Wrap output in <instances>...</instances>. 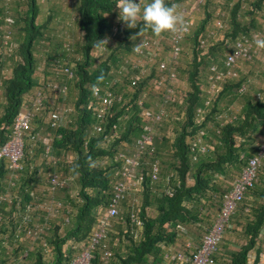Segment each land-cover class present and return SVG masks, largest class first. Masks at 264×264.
I'll use <instances>...</instances> for the list:
<instances>
[{
	"label": "trees",
	"instance_id": "1",
	"mask_svg": "<svg viewBox=\"0 0 264 264\" xmlns=\"http://www.w3.org/2000/svg\"><path fill=\"white\" fill-rule=\"evenodd\" d=\"M39 1L13 2L16 20L12 26V41L17 43L18 47L8 57L0 44V148L10 139L13 122L21 107L30 105L38 91L45 95L46 113L50 108H55L50 104L54 97L47 85L58 83L57 78L65 76L62 72H55L58 65L62 68L68 67L73 76L71 79L65 76V92L54 99L57 105L65 107L62 108L66 110L65 116L67 108L71 107L68 108L70 119H63L54 129L49 128L47 123V128L52 132L51 137L49 136L52 141H47L50 143L51 152L44 158L45 165L42 169L46 173L50 172L47 178L49 174L58 173L63 179L74 181L78 190L67 193V200L58 199L64 208L60 216L49 221L50 227L46 233L47 253L33 247L31 251L27 250L29 254L23 263L68 264L74 256V246L89 236L96 225L97 211L101 210L109 199L112 182L117 179L116 171L123 164V160H117L118 155H130L132 144L142 131L144 123L138 101L145 94L144 107L148 108L154 96L152 89L147 87V79L138 81L135 87L129 89L128 94L123 93L126 86H117L115 92L122 94L123 99L112 107L104 120L103 132L95 133L92 126L97 122L96 109L99 101L94 98L92 89L116 76L117 68L125 60L134 59L138 45L145 39H154L156 36L148 30L141 37L137 35L139 27L128 29L123 25L119 19L117 0H73V16L67 25L75 26L82 34L81 42H75L72 46L64 44L57 55H51L48 51L51 48L49 23H56L58 8H48L43 14L45 22L38 24L42 12ZM186 1L168 0V3L178 5L179 9ZM250 1L247 13L238 16L241 0H232L233 4L229 8V26L222 29L218 39L216 37L215 40H209L203 51L197 46L198 38L206 33L212 18L211 13L207 11L209 1L203 4V16L197 26H191L189 34L186 35V40L192 41L195 48H192L193 57L187 61L185 67L180 66L177 70L176 66V71L182 75L186 87L182 89L178 85V91L184 95V101L180 107L171 109L175 114L184 111L185 116L183 121L167 120L160 128L163 131L161 139L165 146L155 147L152 159L162 160L158 162L161 163L159 168L162 181L158 182L160 184L157 183L156 186L157 184L151 183L146 175L150 166L145 165V170L140 172L141 191L132 197L129 212L121 213L124 224L113 223L112 230L117 226L119 234L114 235L113 239L110 238V242L119 238L125 250L116 252L115 248L111 247L112 264H182L167 257L169 252L174 250V254L182 252L189 255L194 251V246L186 247L185 239L192 244L195 240L200 241L209 231L221 208L222 196L231 189L247 160L257 154L264 141V90L255 88L250 84L247 75L240 74L242 64H252L256 59L262 62L264 51L261 57L238 64L240 75L225 78L218 93L211 98L210 108L204 120L201 124H196L194 120L196 108L202 107L204 100L209 96L207 74L204 76L210 66H206L209 62L206 56L211 55V64H219L222 67L220 62L223 60L224 51L230 52L233 49L235 39L241 35L249 36L259 29L260 21L264 17V0ZM220 14L218 11L217 16ZM134 35L136 39L132 38ZM229 44L230 46H227ZM224 46L227 47L226 50ZM114 48L116 49L113 50ZM9 64L11 66L7 68ZM124 79L127 81V76ZM243 86L245 90L241 93L239 90ZM69 96H72L70 101ZM236 102L241 103L240 110L236 114L232 110L230 113V106L232 109ZM44 117L45 114L41 113L31 121L33 132L39 131L38 125L45 123ZM202 129L205 131L202 143L206 146V152L199 154L193 147V142ZM127 145H130L128 150L125 149ZM37 146L26 144L23 157L25 171L15 180V187L10 191L5 187L8 162L6 159H0V195L10 196L13 202L12 210L16 208L15 201L25 204L34 198L36 201L48 199L49 195L38 193L29 185L38 183L39 180L38 167L33 164V159L44 152V144L38 143ZM30 150H33L32 155ZM66 157H71L72 160L67 162ZM162 165H167L170 169L165 176L162 174ZM171 174L176 177L170 178ZM65 188L62 190H67L68 186ZM168 188H173L170 194L165 193ZM138 198L143 199L142 204L134 201ZM149 208L153 210L152 213H149ZM131 214H135L142 223L140 234L136 238L130 233L131 229L137 230L130 225ZM66 215L69 216L70 222L62 228L64 226L58 221H63ZM15 219H4L0 222V242L6 243V247L0 246V264L18 261L29 247L26 243L13 241ZM263 226L264 166L260 168L256 183L245 191L227 224L216 260L220 256L221 264H245L247 252L256 245L258 233ZM61 229L63 234L60 233ZM110 233L112 231L109 232L108 239ZM230 233L242 236L244 243L239 249L224 250V253H221V245ZM10 244L12 248L8 255L7 246ZM93 264H99L98 260L95 259Z\"/></svg>",
	"mask_w": 264,
	"mask_h": 264
},
{
	"label": "built area",
	"instance_id": "2",
	"mask_svg": "<svg viewBox=\"0 0 264 264\" xmlns=\"http://www.w3.org/2000/svg\"><path fill=\"white\" fill-rule=\"evenodd\" d=\"M2 1L4 3V16L3 25L0 26V30L2 31L1 46L4 54L10 57L14 49L18 47V44L12 41L11 32L15 19L11 15L9 7L13 0ZM221 1L216 0L219 3ZM205 2L206 0H197L194 2L187 0L184 3L185 7L180 13L187 24V30L170 33L169 60L158 59L160 47L157 39H145L138 45L139 50L137 48L135 49L134 59L125 60L119 66L116 71V76L93 87V96L99 101V106L96 109L97 122L93 125V131L96 133L103 132L104 120L111 112L112 107L119 104L123 99L122 94H116L115 92L117 86H126L123 93L128 94L130 93L129 89L135 87L138 81L147 79L148 87L152 89V94L155 97L151 99L148 108L144 107L145 101L143 98H145V94L138 101V106L141 107L140 116L144 123L142 131L132 144V153L130 155L124 153L118 155L117 160H123V164L116 171L117 179L113 181L109 199L104 207L97 211L95 219L96 225L89 236L74 246L75 253L68 264H93L95 259L98 260L99 264H112L113 252L109 245L108 234L112 231L114 222L124 224L121 213L123 212L125 203L134 194L141 191L142 182L140 172L145 170V165L150 166L146 175L150 178L151 183L157 184L161 181L159 163L156 160L152 161L156 147V133L157 129L167 120L183 121L184 119V111H178L179 113H177L179 115L171 111L172 107H180L184 101V95L178 91L179 80L176 65L182 51V42L190 32L194 14ZM246 7V0H241V11L239 10V15L246 12L242 11ZM222 17L223 13L220 14L219 19L214 21V27L216 29H223L225 27ZM213 35V32H207L200 36L198 38V49L203 51ZM258 38L264 39V17L260 21L259 29L253 31L249 36L241 35L235 39L233 49L224 56L222 68H219L215 64L209 67V96L204 101L202 107L196 108L194 116L196 124H201L204 120L208 112L210 100L218 93L224 79L236 77L238 74L237 70L242 62L251 61L262 54L264 48H260L256 44ZM153 62L157 63L153 64ZM261 64L264 65V58ZM55 72H62L69 79L73 76L72 71L68 67L62 68L60 65L55 68ZM126 76L127 81L124 79ZM47 87H49L55 99L65 92V86L60 83H49ZM244 90L245 87L243 86L239 92L242 93ZM45 100L46 98L43 92L38 91L35 100L30 105L25 104L21 107L20 112L13 122L10 139L0 148V159H6L8 162L7 169L8 175H10L7 183L8 189L15 187V180L25 171L23 157L26 144L36 147L38 143H43L44 158L51 152L49 142L52 139L50 137H42L40 131L33 132L31 128V121L36 115L41 114L45 110ZM68 112H70L69 109H67ZM65 113L66 110L62 108H55L48 111L46 118L49 123V128H56L65 119ZM204 135L205 131L203 129L199 130L198 136L193 142V147L198 150L199 154L206 152V146H203L202 143ZM29 153L32 155L33 150H30ZM66 158L69 160L67 162L72 160L71 157ZM262 166H264V141L259 146L257 154L247 160L240 175L234 180L231 189L222 196V205L217 217L214 219L213 225L203 235L199 245L194 247V251L189 255L179 252L177 254H170L167 257H170L172 260L176 259L182 264H217L216 256L219 254L220 244L223 240L226 226L234 215L237 205L245 191L251 188L258 180V174ZM169 177L174 178L176 175L171 174ZM69 181V179H63L59 174H49L46 189L47 194L50 196L48 199L39 200L41 201L39 202L34 198L25 204L20 203V201H15L16 210L14 209L12 214L13 217L19 214V218L15 222V230L13 231L12 239L14 242H21L22 239L29 240L32 244L38 243L39 248L44 253H47L46 233L50 227L47 224V220H50V217H56L64 208L62 202L56 199L54 194L56 191L67 187ZM172 191L173 188H168L165 193L170 194ZM0 200L13 205L12 199H10L8 194L1 195ZM134 201L136 202L137 200L135 199ZM37 210L42 211L44 214L43 224L33 223L34 213ZM67 213H69V210H67ZM130 218V225L137 228L136 231L131 229L130 233L136 238L140 234L142 223L135 214H131ZM4 219L3 216H0V222ZM69 222L70 218L66 215L63 217L62 226L68 225ZM118 244H120L119 238H115L112 245L117 246ZM5 245L6 243L4 241L0 242V246L6 247ZM186 247L191 248L192 245L186 243ZM28 254V252H24L18 261H9L6 264H23ZM245 264H264V226L258 233L256 245L247 252Z\"/></svg>",
	"mask_w": 264,
	"mask_h": 264
},
{
	"label": "rangeland",
	"instance_id": "3",
	"mask_svg": "<svg viewBox=\"0 0 264 264\" xmlns=\"http://www.w3.org/2000/svg\"><path fill=\"white\" fill-rule=\"evenodd\" d=\"M14 1L15 0L12 1L11 6L9 8H10L11 15L15 19V14H14L15 13V7H14V3H13ZM190 1L194 2V1H197V0H190ZM207 1H209L208 10L207 11L209 13H211V15H212L211 17L212 18L210 19L209 26L207 27L206 33L207 32H213L214 35L209 40H211V39L215 40L216 37H217V39L220 37L219 33L222 31V30L216 29L214 27V21L216 19L220 18L219 15L217 16V13H218V11L223 13L222 20H223L225 28H226V26H229V22L228 21H229L230 15H231V12L229 11V8L231 7V5L233 3H232V0H222L221 3L216 2V0H206V2ZM39 2H40V6H41L42 12H41V15L38 18V24H42L43 22H45L43 14H44V12H46V10L48 8H56V9L58 8V11L56 12L57 14L55 15V17L57 18L56 23L55 24L54 23L53 24L49 23L48 34H49V37L51 38L50 41H49V43L51 44V48L48 49L49 54H51V55H55L56 54L57 55L60 52V50L62 49V46L64 44H68L69 46L70 45L72 46V44L75 43V42H78V43L81 42V35L82 34L75 28V26H68L67 25V23L69 22V20L72 19V16H73L71 14V7L74 4L73 0H40ZM246 2H247V7L244 10H242V11H246V12H244L243 14H240L239 16L244 15L250 9V2L251 1L250 0H246ZM23 6L25 7V5H23ZM180 6H179V9H178L179 12L185 7L183 5L180 8ZM202 7H203V5L200 6L199 10L197 12H195V14H194L192 28L197 26V22L199 20H201V17L203 16L202 15V10H203ZM3 11H4V3H3L2 0H0V22H1L0 26L3 25V22H2V20H3L2 19ZM246 18L248 19V17H246ZM114 19H116V18H114ZM114 21H116V20H114ZM121 23L124 25L123 22H121ZM56 24H57V26H56ZM11 31H12V35H13L14 29L11 28ZM1 36H2V31L0 30V37ZM169 36H170V33H166L164 35L155 37L159 41L160 50L158 52V58L160 60H165V59L169 60V57H170ZM0 44H1V39H0ZM181 46H182V53H181V56L178 59L179 62H177V65H176V66H178L177 70H179L180 66L181 67H185V64L187 63V61L191 60V58L193 57L192 48L195 45H194V43L192 41L186 40V38H185V40L182 42ZM227 46H230V44L227 45ZM71 48H73V47H71ZM226 48L227 47H225V50H226ZM224 52L226 53L227 50L224 51ZM0 53H2L1 49H0ZM206 57H207V60L209 61V62H207L206 66H209V65H211V63H213V60H212L211 55H207ZM259 57H261V55ZM254 61L255 62H253L252 64H242L241 65V71H240L239 68H238V70L240 71V74H245V75L248 76V78H249L248 80H249L250 84H252V86H254L255 88H259L262 91V90H264V88H263V83H264V65L261 64L260 59H256ZM9 66H11V65L9 64L7 66V68H10ZM177 73H178V71H177ZM206 74H207V78H208V71L207 70L204 72V76H206ZM240 74L238 72V75H240ZM180 76H181V78H180ZM178 77H179V85H180V87H182V89H185L186 86H185V83L183 81L182 75H180L178 73ZM57 82L62 84V85H64L65 83L67 84L66 77L65 76H63V77L60 76L59 78H57ZM154 97L155 96H153V98ZM71 99H72V96H69V101ZM55 101L56 100L53 98L52 102L50 103L51 106H54L55 108H65V107H62V105H57V101L56 102ZM241 106H242L241 103L236 102L232 106V109H231V106H230V108H229L230 113H231V110H232V112H234V114H236L240 110ZM66 107H68V105ZM55 108H53V109H55ZM68 108H71V107H68ZM50 110H52V108H50L48 111H50ZM42 113L45 114V117H44L45 118V123L43 122L40 125H38V127H39L38 130L40 131L42 137L48 138L49 136L51 137L52 132H51V130L49 128H47V123L48 122H47V119H46V117H47L46 116L47 115L46 110H44ZM69 119H70V114L67 113V116H65V120H69ZM210 127H211V123L208 124V128H210ZM160 128L161 127H159L157 129V133H156L157 134L156 147L157 146L158 147L165 146L164 143L162 142V139H161V135H162L163 131H161ZM130 145L129 146L127 145L125 149L128 150V147H130ZM68 158H70V157H68ZM44 160L45 159H44L43 153H40L36 157H34L33 164H35L36 167H38L39 180H38V183H30L29 184L33 188H35V190L38 193H41V194L42 193L47 194V191H46V189H47V179L46 178H47V174L50 173V172L46 173L44 171V169H42V166L45 165L44 164L45 163ZM65 160L69 161L67 158H65ZM163 160H168V159L163 158ZM157 161L161 162L162 160H157ZM159 164H161V163H159ZM162 167H163L162 174H164V176H165L167 173L170 172V169L167 168V165H162ZM9 178H10V175H8V173H7V175L5 176V187H7V183H8ZM161 181H162V179H161ZM41 182H42V184H41ZM158 184H160V183H158ZM158 184L156 186H158ZM156 189H158V188H156ZM7 190L10 191L11 189L7 188ZM77 190H78V186L75 184V182L74 181H69L68 189L64 190V191L63 190L56 191L55 194H54V197L56 199H60L62 201L63 200H67V196H68L67 193H69V194H70V192L74 193ZM158 191H160V190H158ZM136 200H137V204H142V202H143V199H141V198H138ZM39 202H41V201H39ZM132 202H133V198H129V202L127 204H125V207L123 208V213L124 214L128 213L129 210L131 209ZM4 203L5 202L0 200V216H3L5 218V220L6 219L12 220V218H9V217H11V214L13 212L12 206L10 204H8V203H5V204ZM148 211H149V213L150 212L152 213L153 210L149 208ZM43 215L44 214H43L42 211L37 210L34 213L33 223L34 224H43L44 223ZM56 217H53V218H56ZM49 219L51 220L52 217H50ZM50 220H47V224L48 225L50 224L49 223ZM61 222H62V220L58 221V223L62 225ZM62 228H65V226L62 227ZM63 232L64 231L61 229L60 233L63 234ZM117 234H119V228L117 226L116 227L114 226L113 230H112V233H110V236H109V245L112 247V249L115 248L114 251H116V252L118 251L119 252L120 250L121 251L125 250V248L121 244L120 245L118 244V246H113L112 245L113 241L110 242V238L113 239L114 235H117ZM226 238H227L226 241L227 240L228 241L227 242L223 241V243L221 245V250H222L221 253H224V250H230V251L232 250V251H234L236 249H239V246L243 245V243H244L243 237L242 236L238 237L234 233L228 234L226 236ZM195 242H196V240H195ZM25 243L27 245H29V247L26 249L25 252H27V250L31 251L33 247H38L39 248V244L38 243L32 244L31 241L22 239L21 240V244H25ZM125 244H127V242ZM11 248H12V245L11 244L8 245V248H7V251H8L7 254L8 255H9V253H11ZM224 255H226V254H224ZM219 258H221V257L220 256L218 257L217 264H221V260Z\"/></svg>",
	"mask_w": 264,
	"mask_h": 264
},
{
	"label": "clouds",
	"instance_id": "4",
	"mask_svg": "<svg viewBox=\"0 0 264 264\" xmlns=\"http://www.w3.org/2000/svg\"><path fill=\"white\" fill-rule=\"evenodd\" d=\"M116 6L120 9L119 19L126 25L128 29H136L138 27L140 28V31L137 34L138 36L143 37L145 31L148 30H150L155 36H161L166 33H177L180 30H187V24L181 13L178 11V5H170L168 0H139V2H137V0H117ZM223 29H225V27ZM132 38L136 39V35H134ZM256 44L258 47L264 48V39L258 38L256 40ZM137 50H139L138 47ZM220 64L223 66V60H221ZM215 65H217L219 68H222L219 66V64ZM209 108L210 105L208 107V111ZM9 218H16L17 221L19 214L15 215L14 217L13 214H11V217Z\"/></svg>",
	"mask_w": 264,
	"mask_h": 264
},
{
	"label": "bare ground",
	"instance_id": "5",
	"mask_svg": "<svg viewBox=\"0 0 264 264\" xmlns=\"http://www.w3.org/2000/svg\"><path fill=\"white\" fill-rule=\"evenodd\" d=\"M74 18V17H73ZM121 21V20H120ZM122 22V21H121ZM12 32V31H11ZM119 39V38H118ZM113 45V44H112ZM121 47V46H120ZM116 48H114L113 50H115ZM164 50V49H163ZM118 51V50H117ZM162 51V50H161ZM114 52V51H113ZM112 52V53H113ZM166 54V53H165ZM114 57V56H113ZM126 58V57H125ZM10 59V58H9ZM117 59V58H116ZM159 59V58H158ZM116 61V60H115ZM73 62V61H72ZM179 62V61H178ZM112 63V62H111ZM70 64V63H69ZM118 69V68H117ZM111 73V72H110ZM178 74V73H177ZM110 75V74H109ZM102 83V82H101ZM148 87V86H147ZM138 88V87H137ZM147 89V88H146ZM120 91V90H119ZM136 96V95H135ZM130 101V100H129ZM137 113V112H136ZM136 114L134 113V116H135ZM129 116V115H128ZM138 120V119H137ZM141 121V120H140ZM32 125V124H31ZM93 127V126H92ZM96 133V132H95ZM159 134V133H158ZM113 136V135H112ZM165 140V139H164ZM89 144V143H88ZM110 152V151H109ZM114 163H116V162H114ZM55 166V165H54ZM58 174V173H57ZM42 175V174H41ZM108 175V174H107ZM42 180V179H41ZM113 183V182H112ZM41 184H42V182H41ZM232 184V183H231ZM64 189H66V188H64ZM48 195V194H47ZM5 236V235H4Z\"/></svg>",
	"mask_w": 264,
	"mask_h": 264
},
{
	"label": "crops",
	"instance_id": "6",
	"mask_svg": "<svg viewBox=\"0 0 264 264\" xmlns=\"http://www.w3.org/2000/svg\"><path fill=\"white\" fill-rule=\"evenodd\" d=\"M185 241H186V243H190V244H191V242L187 241V239H185ZM199 242H200V241H196V242L193 241L192 244H191V245H192L191 248H193V246H194V247L198 246V245H199ZM173 251H174V250H171L169 253L172 254V253H174Z\"/></svg>",
	"mask_w": 264,
	"mask_h": 264
}]
</instances>
